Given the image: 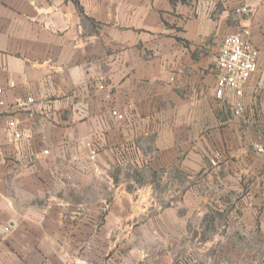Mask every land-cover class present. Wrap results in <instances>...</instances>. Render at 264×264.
Instances as JSON below:
<instances>
[{
	"label": "crops",
	"instance_id": "obj_1",
	"mask_svg": "<svg viewBox=\"0 0 264 264\" xmlns=\"http://www.w3.org/2000/svg\"><path fill=\"white\" fill-rule=\"evenodd\" d=\"M242 30L258 72L219 100ZM0 91V264H96L95 223L142 205L146 175L185 190L209 169L231 191L218 219L264 264V0H0Z\"/></svg>",
	"mask_w": 264,
	"mask_h": 264
},
{
	"label": "rangeland",
	"instance_id": "obj_2",
	"mask_svg": "<svg viewBox=\"0 0 264 264\" xmlns=\"http://www.w3.org/2000/svg\"><path fill=\"white\" fill-rule=\"evenodd\" d=\"M186 183L187 177L177 173L146 175L142 205L112 206L111 221L95 223L96 231L105 229L104 234H96L89 260L96 264H256L244 252L249 238L231 232L230 223L218 219V200L231 193L218 189V172L209 169L191 178L190 189H181Z\"/></svg>",
	"mask_w": 264,
	"mask_h": 264
},
{
	"label": "built area",
	"instance_id": "obj_3",
	"mask_svg": "<svg viewBox=\"0 0 264 264\" xmlns=\"http://www.w3.org/2000/svg\"><path fill=\"white\" fill-rule=\"evenodd\" d=\"M258 58L259 51L252 43L248 30L226 36L216 58L218 69L215 84L216 98L224 100L228 96H234L236 99H241L246 86L258 72ZM26 102L32 104L34 99L28 97ZM0 104L4 105L3 102ZM236 105L239 108L241 103L237 102ZM113 115L122 119V116L117 112H113ZM9 127L10 129H17L18 123L11 120ZM15 136L20 138L21 135L16 132ZM48 153L49 151H44L45 155H48ZM96 154L95 151L92 152V160L95 159ZM10 231L11 228L8 224L0 222L1 233L7 234Z\"/></svg>",
	"mask_w": 264,
	"mask_h": 264
},
{
	"label": "trees",
	"instance_id": "obj_4",
	"mask_svg": "<svg viewBox=\"0 0 264 264\" xmlns=\"http://www.w3.org/2000/svg\"><path fill=\"white\" fill-rule=\"evenodd\" d=\"M182 2H186V0H181Z\"/></svg>",
	"mask_w": 264,
	"mask_h": 264
}]
</instances>
